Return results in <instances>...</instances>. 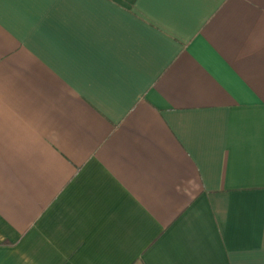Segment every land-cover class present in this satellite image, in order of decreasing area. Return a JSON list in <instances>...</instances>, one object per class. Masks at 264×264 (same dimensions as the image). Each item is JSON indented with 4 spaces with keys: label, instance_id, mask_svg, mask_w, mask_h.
Returning <instances> with one entry per match:
<instances>
[{
    "label": "crops",
    "instance_id": "crops-1",
    "mask_svg": "<svg viewBox=\"0 0 264 264\" xmlns=\"http://www.w3.org/2000/svg\"><path fill=\"white\" fill-rule=\"evenodd\" d=\"M0 264H264V0H0Z\"/></svg>",
    "mask_w": 264,
    "mask_h": 264
}]
</instances>
